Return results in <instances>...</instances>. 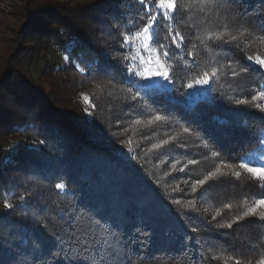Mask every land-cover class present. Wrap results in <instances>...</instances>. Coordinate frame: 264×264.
<instances>
[{
  "label": "trees",
  "instance_id": "16d2710c",
  "mask_svg": "<svg viewBox=\"0 0 264 264\" xmlns=\"http://www.w3.org/2000/svg\"><path fill=\"white\" fill-rule=\"evenodd\" d=\"M103 5L102 9L89 10L87 14H98L93 19H99L95 23L107 28L102 32L106 35L105 40L112 38L119 44L123 39L121 33L140 26V18L146 12L138 0L132 5L130 0L123 3L113 0ZM130 7L135 15L130 14ZM103 9L109 11L107 15L112 14L117 29L108 25V18L104 20ZM82 11L81 8L75 11L52 7L26 9L29 20L24 34L33 32L42 41L58 42L67 52L68 46L74 42L70 55L83 69L80 71L75 67V73H81L84 78L112 75L111 81L115 83L117 80L116 83L133 97L137 88L121 78L120 56L118 60L111 59L106 47L92 44L96 34L89 31L94 23L84 22L89 17L80 16ZM44 15L45 18L54 16L55 20L47 19L39 24L38 19ZM262 24L264 3L261 0H243L239 5L221 2L212 6L210 11L206 8L205 12L193 9L184 12L181 0L180 13L173 28L185 36L192 55L183 53L170 61L172 84L167 87L174 84L185 93L192 91L187 84L204 72L211 73L213 52L220 51L226 54L224 61L233 71L241 70L243 79L239 76L231 80L232 76L227 74L221 82L210 76L207 85L196 87L208 102L195 112L187 110L184 98L178 92L149 98L144 90H140L132 102L135 108L125 100L117 109L120 113L128 110L140 115L148 111V115L164 117L165 122H157L158 131L166 130L170 136L177 135L172 144L169 143L174 152H187V157L195 151L200 157L205 152L218 153L216 157L222 164L241 173L238 178L228 174L227 183L219 186L230 193L231 204L242 206L241 213L264 197L260 180L239 167L261 146L257 137L264 134V112L251 109L244 103L238 104L237 99L227 98L220 85L232 81L230 85L234 89H263L264 71L247 59L248 56L264 58ZM208 30L223 33L227 43L216 41L215 45L220 46H215L213 41H206L207 46L201 45L196 37L203 36ZM192 43L197 45L195 49ZM29 49L21 48L18 58H26ZM118 51L121 54L127 49L120 47ZM19 62L20 59L15 61L16 67ZM13 71L15 75L18 69ZM136 79L145 83L138 77ZM21 103L26 109L21 123L16 118H8L6 123L9 122L8 126L17 132L29 130L44 143L35 147L19 144L15 146L13 157L6 158L5 152L0 155V205L3 207L0 208V264H57L55 257L62 253L55 237L63 236L69 230L70 220L76 224L83 218H90L100 229L114 233L121 250L120 264H236V260L240 264H258L264 259V220L252 219L243 226L251 233L241 254L237 253L235 239L233 243L224 242L225 247L219 248L216 241L221 240L217 227L221 218H203L206 230L193 232V228L203 224L197 220L200 214L186 212V204L183 207L177 205L179 200L170 192L174 189L167 188L153 176L149 162L139 156L140 148H126L115 142L112 132L107 131L108 121L101 120L103 125L95 118L54 108L55 101L50 96L39 95L32 99L26 96ZM114 119L117 118L113 117L112 121ZM185 128L189 129L187 139L180 132ZM132 138L136 139L134 135ZM143 138L149 139L150 136ZM193 142L197 143L196 149L189 147ZM180 146H188V150L179 149ZM145 151L148 156L154 152L149 148ZM60 182L66 184L65 191L55 188ZM215 192L218 193L214 190L212 195L217 196ZM21 196L25 197L23 201ZM5 198L13 205L11 209L4 208Z\"/></svg>",
  "mask_w": 264,
  "mask_h": 264
},
{
  "label": "rangeland",
  "instance_id": "374dc122",
  "mask_svg": "<svg viewBox=\"0 0 264 264\" xmlns=\"http://www.w3.org/2000/svg\"><path fill=\"white\" fill-rule=\"evenodd\" d=\"M111 1L113 0H0V115H2L0 116V155L5 152L6 158L13 157L16 152L15 146L19 144L20 146L28 145L31 147L42 145L36 134H30L29 130L17 132L16 129L8 126L9 122L6 123L5 120L8 118L15 120L16 118L21 123V119L26 114V109L23 107L21 100L23 101L26 96L31 99L39 95L53 97L55 101L54 108L70 110L78 116L95 118L102 124L104 121H108L109 128L107 127V131L112 132V138L115 142H119L120 145L126 148H140L139 156L149 162V168L153 170V176L161 180L167 188L174 189L170 192L174 199L179 200L175 201L177 205L183 207L186 204V212L200 214L199 217H196L200 222L203 221V224L198 222L200 226L196 227L197 232L206 230L205 221L207 219L220 217L217 227L219 230L218 237L221 240L216 241V244L219 248H224V242L233 243L235 239L238 246L237 253L241 254L242 248L246 245V239L251 233L248 228L243 226H247L249 222H252V219H258L259 213L264 212V207L258 208L256 215L244 216V213L239 212L242 206L237 207L230 203V193L223 187L219 188V186H222L224 182L227 183L226 181L230 176L237 177L234 168L222 164L220 158L213 156L211 153H201L203 155L200 157L199 154H196L198 152L195 151V154L187 157V152H174L169 143L172 144V140H175L177 135L170 136L166 130L159 132L158 121L154 119L157 115H148L150 114L148 111L140 115L134 113V111L128 112L126 110L125 112L121 111L122 113L118 111L119 104L120 106L124 105L125 100H129L131 106L134 107L132 104L134 100H132V95H129L127 90L125 91L116 83L117 80L115 83L111 81L114 78L112 75L84 78L81 73L74 72L79 63L58 42L42 41L33 32L24 34L26 23L29 20L26 9L36 10L52 7V9L66 8L75 11V9L81 8L83 11L80 16L85 15V17L91 19H84V22L94 23L89 31L96 34L93 37L92 44L101 48L106 47L109 51V55L107 53L108 57L118 60L120 56L118 51L120 50L119 42L112 38L105 40L106 35H103L105 33L102 34V32L107 28L95 23L99 19H93L98 14L94 12L87 14L89 10L102 9L103 3ZM130 1L132 5L134 0ZM130 9L132 12L130 14L134 13L135 15L134 9L132 7ZM108 12V10H104L101 14L102 17L104 20L108 18L110 22L107 24L117 29V26L114 25V17L111 13L107 15ZM43 17L44 19H42ZM43 17L38 19L39 24L47 19L49 21L55 20L54 16L45 18L44 15ZM27 47L30 48L27 50L29 55L24 59L23 57L18 58L21 55V48ZM213 54L214 58L211 61V66L216 71L215 77L219 81H224L227 74L232 76L231 80H235L239 76L243 79V76L240 75V69L233 71L225 63L226 54L224 52H217L218 55L213 52ZM213 54H211L212 57ZM66 55L69 56L67 61L64 59ZM142 56L145 60H148L149 54L142 53ZM18 59H20V62L17 68L15 61ZM250 62L264 71V66L255 63L254 60ZM13 68L18 69L15 75L13 70L16 71V69ZM144 68L154 70L155 65L154 63H146ZM80 69L79 65L78 70ZM233 72L236 75H233ZM155 79L158 80L159 78ZM231 82L227 84L225 81L220 85L223 88V94L227 98L244 101V104L251 109L261 110L257 105L264 106V98L259 97L258 93L264 92V86L261 91L256 90V88L248 91L239 87L232 88ZM163 83L166 87L168 86L167 82ZM85 96L88 97L87 101L84 99ZM253 96H257V99L253 100ZM113 117L117 119L112 121ZM150 120L152 121L151 124L148 123ZM4 123H6L5 126ZM26 123H28V119H26ZM180 132L187 139L188 133L182 129ZM132 135L136 139L133 140ZM145 136H150V138L144 139ZM165 141L167 143H164ZM152 144L159 145V147L153 148ZM196 144V142H193L192 146L189 145V147H195L194 149H196ZM186 147L188 146H180L179 149L188 150ZM147 148L154 151L152 156L147 155L148 153L145 151ZM259 150L253 153H258ZM248 162L249 158L244 163ZM262 165H264L262 161L249 163L250 167H260ZM200 180L205 181L203 185L198 183ZM260 182L264 184V181ZM193 187H195V191H193ZM214 190H217L218 193L215 192L217 196L212 195ZM261 199H264V197ZM257 201L251 207L255 206ZM0 208L3 207L0 205ZM228 220L232 225L231 228L227 227L228 223L226 222ZM250 247H252L251 244Z\"/></svg>",
  "mask_w": 264,
  "mask_h": 264
},
{
  "label": "snow or ice",
  "instance_id": "6c2138e0",
  "mask_svg": "<svg viewBox=\"0 0 264 264\" xmlns=\"http://www.w3.org/2000/svg\"><path fill=\"white\" fill-rule=\"evenodd\" d=\"M120 2L123 3L124 0H120ZM221 2L223 4L239 5L243 3V0H183V10L184 12H188L189 9L205 12L207 8L210 11L212 6ZM138 3L146 9L144 16L140 18V26L135 27L131 32L121 33L123 39L120 41V47L127 49V52L120 54L121 78L124 82L137 88L136 95L132 97L133 100L137 98L140 90H144L145 95L149 98L163 93L178 92L184 98L187 110L195 112L202 104L208 102L207 98L196 90V87L207 85L209 77H215L216 75L214 69L211 73L204 72L201 77L188 83L187 88L192 91L187 93L177 89L174 84L171 88H168L163 83L172 84V78L169 75V69L172 67L171 60L181 56L183 53H187L189 56L192 55V51L188 49L185 43V36L173 28V22L177 21L180 13L181 0H138ZM261 3H264V0H261ZM129 23L135 22L130 21ZM260 28L264 30V24L260 25ZM196 39L201 45L205 46H207L206 41H213L214 45L216 41H220L221 44L227 43V41H224L223 33L212 30L205 31L203 36L198 35ZM230 39L234 40L236 37H231ZM188 43H191V40ZM73 47L74 42L68 46L69 55ZM196 47L197 45L192 43V48L195 49ZM142 53L149 54L148 60L144 59ZM64 59L67 61L69 56L66 55ZM247 59L249 61L254 60L255 63L264 66V59L259 56H248ZM146 63H154V70L144 68ZM77 68H79V65H77ZM80 70L83 71V69ZM233 75H236V73L233 72ZM137 77L139 81L147 82H138ZM258 96L264 98V92L258 93ZM84 99L87 101L88 97L85 96ZM252 99H257V96H253ZM236 103L240 104L244 103V101H236ZM92 106L95 107L94 105ZM257 107L264 111V106L257 105ZM154 119L162 121L164 117L157 115ZM148 123L151 124L152 121L150 120ZM184 131L188 132L189 129L185 128ZM257 139L261 145L260 150L258 153H250L249 162L241 163L239 167L256 179L264 181V165L260 167L249 166V163L254 161L264 162V135L257 137ZM40 143L43 144L44 141H40ZM164 143H167V141ZM157 147L159 145H153V148ZM212 155L216 156L218 153L213 152ZM240 175L239 171L235 172V176L239 177ZM204 182V180L198 181L201 185ZM261 187H264V184H261ZM55 188L59 191H65L66 184L64 182L57 183ZM195 190V187H193V191ZM20 199L23 201L25 197L21 196ZM12 207L13 205L5 198L4 208L11 209ZM260 207H264V199L258 200L255 206L244 213V216L256 215L257 209ZM259 219L264 220V212L259 213ZM67 227L69 230L63 236L55 237L61 245L59 252L62 253V255L55 257L57 264H120L121 250L111 230L100 229L99 225L90 218H83L76 224H73L70 220ZM227 227L231 228L232 225L228 224ZM192 231L196 232L197 230L193 228ZM236 264H240V261L236 260ZM258 264H264V260H260Z\"/></svg>",
  "mask_w": 264,
  "mask_h": 264
}]
</instances>
